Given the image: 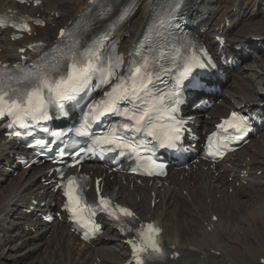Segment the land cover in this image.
Here are the masks:
<instances>
[{"label": "bare ground", "instance_id": "obj_1", "mask_svg": "<svg viewBox=\"0 0 264 264\" xmlns=\"http://www.w3.org/2000/svg\"><path fill=\"white\" fill-rule=\"evenodd\" d=\"M108 1L116 10L130 5L128 15L114 33L122 40L121 50L126 51L142 35L155 0ZM42 2L41 19L45 18L50 26L39 30L38 38L33 41L52 42L58 29L74 21L88 6V0ZM1 6L6 4L0 3ZM226 6L227 0H187L185 8V27L212 53L218 51L216 62L219 64L220 56L230 62L235 60L233 66H219L224 74L222 79L211 78L208 82L218 88L216 93L203 97L190 94L189 105L183 107L184 116L193 117L199 124L195 129L198 134L236 107L241 111H256L264 120V7L247 16L242 0L237 4L233 2L229 10ZM55 13L61 15L62 21L52 18ZM103 25V22L96 23L91 33ZM217 36L225 39L221 47L214 40ZM0 49V60L7 63L18 59L17 51L22 46L1 36ZM206 98L213 101V107L206 112L207 118L201 112L191 111L193 105ZM262 128L264 130V126L256 127L255 138L226 161L218 165L194 163L183 169L171 168L161 181L142 180L136 185L129 175L121 171L108 175L102 166L98 169L81 167L80 171L91 179L100 178L103 195L132 209L137 223L151 221L162 230L163 247L168 254L178 257L154 264H261L264 261ZM18 151L19 147L12 141L0 137V264H126L129 259L126 239L130 237L119 236L104 221L100 236L89 245L80 242L70 232L66 217L61 215V222L56 217L62 200L52 184L43 183L52 177L47 174L50 166L44 163L20 170L10 159V154ZM8 169H13L16 175ZM257 171H261L258 176ZM87 195L95 199L92 188ZM262 195L261 203L253 205V198ZM31 207L33 211L27 214ZM230 207L246 208L245 214L235 222L230 217L223 223L221 215L217 216L213 209ZM48 213L54 214L55 222L47 224L39 217ZM206 239L210 247L203 244ZM69 259L74 261L69 262Z\"/></svg>", "mask_w": 264, "mask_h": 264}, {"label": "snow or ice", "instance_id": "obj_2", "mask_svg": "<svg viewBox=\"0 0 264 264\" xmlns=\"http://www.w3.org/2000/svg\"><path fill=\"white\" fill-rule=\"evenodd\" d=\"M22 28L23 30H28V25L25 23ZM64 34L65 30H61L60 35L64 36ZM87 52L88 55L69 49L68 54L63 55L58 62L42 61L41 64L34 65L32 69L28 70L17 67L15 71L10 72L5 66L3 71H0V115L12 117V124L21 126H24L29 119L32 121L46 120L48 119V107L50 105L57 107L63 114V102L74 100L77 95L84 92L92 80L94 71L101 72V85L109 83L110 77L116 75L113 69L118 67L119 64H110L108 68L98 69L92 59L95 53L92 50H87ZM65 61H67L66 64ZM196 63H199V61L196 60ZM190 68L191 63L185 66L179 77H185ZM126 71L127 75L123 78L117 77V83L112 86L110 91L105 93L101 101L96 104H88L89 111L84 114L79 127L74 130L75 133L87 137L92 121L106 114H112L125 117L130 123H121L118 127L109 129L106 135L91 138L92 145H114L116 148L135 152L142 146L134 142H125L124 138L117 134L131 128L135 132L143 131L147 136L153 137L160 147L176 148L180 141L182 121L175 120L173 116H169L173 123L167 125L163 130H158L156 124L151 122L144 123L150 112L154 110V104L149 103L145 107L136 105L135 112L127 108L124 110L120 109L119 103L121 101L134 103L133 98L137 97L141 89L147 88L153 75L147 70L146 62L144 64H132ZM105 73L107 74L105 75ZM179 82L178 79L177 83ZM21 85L23 87H20ZM191 87L197 88L199 85L197 82L192 81ZM169 95L174 96V93H169ZM156 101L158 103L162 102L163 96L157 97ZM180 102L179 99L175 100L176 104ZM176 110L175 107H171L167 111L174 113ZM224 124L231 128L242 129L245 122L233 113L230 119L224 121ZM53 135L58 134L53 133ZM137 158L140 159L139 156ZM140 165L148 175L153 174L154 169L162 167L155 161L142 159H140ZM58 187L63 188V195L66 197L65 207L71 213L72 218L81 227L87 229L85 232V238H87L96 229L92 221L87 218L89 207L83 202L81 194L83 186L76 177L69 176L66 182ZM97 191L99 193V190ZM97 207L113 219H119L120 216L132 218L134 215L127 208L116 206L113 209L110 206V201L103 197L99 198ZM91 214L94 215L95 213L92 212ZM158 234V228L147 224L142 226L137 232L139 242L129 241L137 264H143V254L148 252L149 249L151 250L149 258L153 254L156 256L163 255L156 239Z\"/></svg>", "mask_w": 264, "mask_h": 264}, {"label": "rangeland", "instance_id": "obj_3", "mask_svg": "<svg viewBox=\"0 0 264 264\" xmlns=\"http://www.w3.org/2000/svg\"><path fill=\"white\" fill-rule=\"evenodd\" d=\"M238 3V1L241 0H227V6H226V10L230 9V6L233 2ZM229 3V4H228ZM243 6H245L248 10V14L247 16L252 13L254 10H259L260 8L264 7V0H242ZM70 12L69 10H67V13ZM67 19V17L64 18V21ZM16 174H13V176H15ZM217 198V197H216ZM254 200L252 201L253 205H258L259 203H261L262 199H263V195L260 196L259 198H253ZM257 199V200H256ZM218 209V210H217ZM244 209V210H243ZM245 210L246 208H239L238 209H234L233 207L230 208H216L213 209L214 212H217V216L220 214L221 216H219L220 219H223L222 222L223 223H227L230 219L232 220V222H235L236 219H238V217L240 215H244L245 214ZM237 211V212H236ZM226 217V218H225ZM231 217V218H230ZM230 218V219H229ZM234 220V221H233ZM209 243V244H208ZM203 244L207 247H210V242L208 241V239H206L205 241H203ZM207 244V245H206ZM67 260H64V263H66ZM74 261L73 259H69V262ZM27 262H24L23 264H26Z\"/></svg>", "mask_w": 264, "mask_h": 264}]
</instances>
